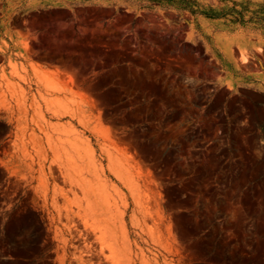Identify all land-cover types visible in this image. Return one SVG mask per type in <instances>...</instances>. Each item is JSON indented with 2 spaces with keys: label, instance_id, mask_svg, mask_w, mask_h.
<instances>
[{
  "label": "rangeland",
  "instance_id": "obj_1",
  "mask_svg": "<svg viewBox=\"0 0 264 264\" xmlns=\"http://www.w3.org/2000/svg\"><path fill=\"white\" fill-rule=\"evenodd\" d=\"M0 264H264V0H0Z\"/></svg>",
  "mask_w": 264,
  "mask_h": 264
}]
</instances>
